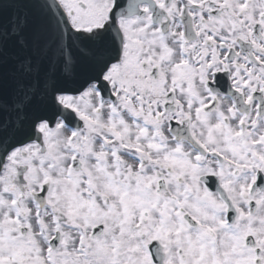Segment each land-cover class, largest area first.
<instances>
[{
    "label": "flooded vegetation",
    "instance_id": "obj_1",
    "mask_svg": "<svg viewBox=\"0 0 264 264\" xmlns=\"http://www.w3.org/2000/svg\"><path fill=\"white\" fill-rule=\"evenodd\" d=\"M59 1L75 29L111 21L114 0ZM116 24L121 59L105 74L112 95L89 88L113 111L101 122L97 109L92 120L81 112L88 94L75 97L84 124L74 151L90 184V224L75 258L63 257L264 264V0H145ZM88 135L98 150L87 148L86 166L78 138ZM114 167L135 179H120L125 198L105 184ZM13 256L0 264H32Z\"/></svg>",
    "mask_w": 264,
    "mask_h": 264
},
{
    "label": "water",
    "instance_id": "obj_2",
    "mask_svg": "<svg viewBox=\"0 0 264 264\" xmlns=\"http://www.w3.org/2000/svg\"><path fill=\"white\" fill-rule=\"evenodd\" d=\"M118 45L108 27L73 32L55 0H0V172L11 150L32 141L43 146L39 122L53 127L62 116L72 124L56 96L99 81ZM43 196L35 197L40 204Z\"/></svg>",
    "mask_w": 264,
    "mask_h": 264
},
{
    "label": "rangeland",
    "instance_id": "obj_3",
    "mask_svg": "<svg viewBox=\"0 0 264 264\" xmlns=\"http://www.w3.org/2000/svg\"><path fill=\"white\" fill-rule=\"evenodd\" d=\"M85 94H88L89 104L81 107L83 116L94 120L96 110L101 109V116H97L95 120L101 122L106 120L105 116L110 115L113 109L99 103L94 90H88ZM95 99L97 102L94 101ZM61 101L71 107L77 104V101L70 97H62ZM127 120L131 122L130 118ZM90 123L94 125L93 122ZM124 124L127 127L134 126V123ZM39 130L44 135L46 152L42 154L38 146L29 144L22 152H14L8 157L5 169L0 174V263H6L7 257L18 256L21 252L25 260L30 258L34 261L32 264H58L59 262L69 264V260L75 258L77 247L82 242L80 230H87V232L89 230L88 175L72 169V160L76 157L73 142L76 134L60 121L53 129L46 124H41ZM88 139L91 141L89 135L84 136L82 141L78 138L82 149V161L86 163V166L89 164L87 155L90 152L87 148H91V152L98 150L96 147V150L93 148L94 143L91 146L88 145ZM24 154L26 156H23ZM23 168L27 171L20 176ZM104 172V170L101 171L99 175H103ZM116 177L118 180H115ZM120 179L122 183L135 184L134 178H129L128 173L124 171L116 172L115 167L112 169V174L108 175L105 184H109L112 191L116 190L119 196L125 198L126 193H120L123 189L126 192L125 185L120 182ZM116 181L119 184H116ZM46 183L51 184L47 195L48 208L40 209L32 194L40 192L42 185ZM63 218L70 224L65 225ZM21 228L29 229L27 236L20 234ZM110 228L120 229V220L112 219ZM56 231L64 233V241L59 250L52 253L49 250V241ZM5 245L9 247L6 248ZM62 251H67L73 258L65 259Z\"/></svg>",
    "mask_w": 264,
    "mask_h": 264
}]
</instances>
